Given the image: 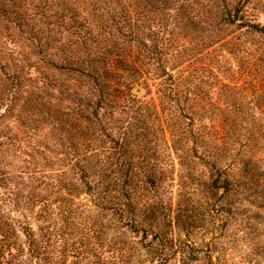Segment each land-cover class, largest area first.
<instances>
[{
  "label": "trees",
  "instance_id": "1",
  "mask_svg": "<svg viewBox=\"0 0 264 264\" xmlns=\"http://www.w3.org/2000/svg\"><path fill=\"white\" fill-rule=\"evenodd\" d=\"M258 2L0 0L25 42L8 35L13 54H0V264H191L203 252L216 264L174 237L170 198L195 192L210 213L234 211L240 230L257 227Z\"/></svg>",
  "mask_w": 264,
  "mask_h": 264
},
{
  "label": "rangeland",
  "instance_id": "2",
  "mask_svg": "<svg viewBox=\"0 0 264 264\" xmlns=\"http://www.w3.org/2000/svg\"><path fill=\"white\" fill-rule=\"evenodd\" d=\"M258 1L259 6L252 9V5H250L249 10L250 14L254 15L253 19L261 25H264V0ZM18 32L19 31L13 28L10 23L0 17V54L4 59L2 61L4 63L10 60L9 54H13L10 49L12 47L7 45L8 35L10 36L13 33L17 34L16 38L20 40L19 42L22 46H25V42L20 39L21 36ZM29 51L30 49H27V52ZM2 62H0V88L1 84L6 80ZM47 72L50 75H57V72L52 69H48ZM140 92L144 94L146 90L142 89ZM3 112V110H0V114ZM254 114L256 116V121L261 120L259 109L255 108ZM6 121L8 124H17L14 118H9ZM262 141L264 142V139H262ZM8 159L14 166L15 164H21L24 158L23 154L12 152ZM10 170H13V168L11 167ZM70 176L73 178V174H70ZM76 178H78V176L75 177L74 175V180H76ZM78 182L80 183V181ZM43 194H45L46 198H50L48 192H43ZM79 199L80 201H84V204H86L88 208L95 210L90 195L83 193ZM170 201L174 207L175 213H173V216L177 214L180 220V229L176 230L174 236L176 240L188 241L193 244L196 243L197 246L203 248L204 251L209 250L216 264H264V207L249 208V212L255 210L254 212L262 214L255 218L256 221L262 223H256V221H254L252 224H255V226L257 225L256 228L250 229L249 227L246 230H240L237 223V215L234 211L229 214L218 212L210 213L208 208L209 206L211 207V205L207 203V199L200 192H195L186 196H177L173 199L170 198ZM13 216L19 217V213L15 211L13 212ZM31 222L34 227H37V221L34 218ZM105 226L106 222H102L101 225L99 224V227ZM131 236V234L130 236L128 235L126 239L133 242ZM133 236H138V234H133ZM138 239L139 238H136V240ZM207 243L209 245L206 246ZM199 256L202 257L203 261L191 264H202L207 260L205 258V252L199 253ZM67 263L69 264V262Z\"/></svg>",
  "mask_w": 264,
  "mask_h": 264
},
{
  "label": "water",
  "instance_id": "3",
  "mask_svg": "<svg viewBox=\"0 0 264 264\" xmlns=\"http://www.w3.org/2000/svg\"><path fill=\"white\" fill-rule=\"evenodd\" d=\"M142 89L140 88V87H138L137 89H136V91L137 92H140Z\"/></svg>",
  "mask_w": 264,
  "mask_h": 264
}]
</instances>
